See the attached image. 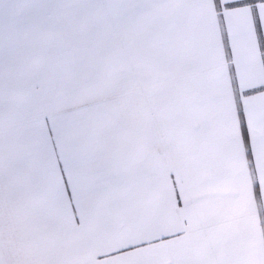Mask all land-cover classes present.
I'll return each mask as SVG.
<instances>
[{"label":"snow or ice","instance_id":"obj_1","mask_svg":"<svg viewBox=\"0 0 264 264\" xmlns=\"http://www.w3.org/2000/svg\"><path fill=\"white\" fill-rule=\"evenodd\" d=\"M0 264H264V0H0Z\"/></svg>","mask_w":264,"mask_h":264}]
</instances>
